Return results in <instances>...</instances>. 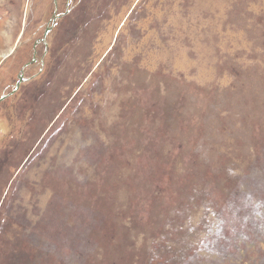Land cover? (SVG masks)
Listing matches in <instances>:
<instances>
[{
    "label": "rangeland",
    "instance_id": "obj_1",
    "mask_svg": "<svg viewBox=\"0 0 264 264\" xmlns=\"http://www.w3.org/2000/svg\"><path fill=\"white\" fill-rule=\"evenodd\" d=\"M0 264H264V0H0Z\"/></svg>",
    "mask_w": 264,
    "mask_h": 264
},
{
    "label": "flooded vegetation",
    "instance_id": "obj_2",
    "mask_svg": "<svg viewBox=\"0 0 264 264\" xmlns=\"http://www.w3.org/2000/svg\"><path fill=\"white\" fill-rule=\"evenodd\" d=\"M44 41H45V40H44ZM44 41L42 40L43 45H44V47L47 48V43L45 44ZM49 47H50V44H49ZM44 58H45V56L42 57L41 60H37V59H36V60L33 61V59H32V63L30 64L31 67H32V66H33L34 68L39 67L41 61H42V63H44V60H42V59H44ZM40 66H41V65H40Z\"/></svg>",
    "mask_w": 264,
    "mask_h": 264
},
{
    "label": "water",
    "instance_id": "obj_3",
    "mask_svg": "<svg viewBox=\"0 0 264 264\" xmlns=\"http://www.w3.org/2000/svg\"><path fill=\"white\" fill-rule=\"evenodd\" d=\"M34 60H35V59H34ZM34 60H33V61H34ZM22 82H23V76L20 77L19 82H18V84H17V87H19V86L21 85Z\"/></svg>",
    "mask_w": 264,
    "mask_h": 264
},
{
    "label": "trees",
    "instance_id": "obj_4",
    "mask_svg": "<svg viewBox=\"0 0 264 264\" xmlns=\"http://www.w3.org/2000/svg\"><path fill=\"white\" fill-rule=\"evenodd\" d=\"M38 60H41V58H38ZM40 66V65H39ZM31 68H34V67H31ZM36 69H38V68H36Z\"/></svg>",
    "mask_w": 264,
    "mask_h": 264
},
{
    "label": "bare ground",
    "instance_id": "obj_5",
    "mask_svg": "<svg viewBox=\"0 0 264 264\" xmlns=\"http://www.w3.org/2000/svg\"><path fill=\"white\" fill-rule=\"evenodd\" d=\"M36 60V59H35Z\"/></svg>",
    "mask_w": 264,
    "mask_h": 264
}]
</instances>
